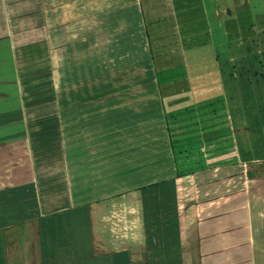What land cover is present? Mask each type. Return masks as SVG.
<instances>
[{
    "label": "crops",
    "instance_id": "0c3cea01",
    "mask_svg": "<svg viewBox=\"0 0 264 264\" xmlns=\"http://www.w3.org/2000/svg\"><path fill=\"white\" fill-rule=\"evenodd\" d=\"M152 1L0 0V264H264L263 137L217 83L247 49L214 45L213 87L205 62L179 86ZM224 4V21L247 17ZM205 5V31L225 34Z\"/></svg>",
    "mask_w": 264,
    "mask_h": 264
},
{
    "label": "rangeland",
    "instance_id": "374dc122",
    "mask_svg": "<svg viewBox=\"0 0 264 264\" xmlns=\"http://www.w3.org/2000/svg\"><path fill=\"white\" fill-rule=\"evenodd\" d=\"M234 1L235 3L232 4ZM241 1L245 4L242 5ZM257 1L261 2L260 5L255 4ZM262 1L228 0V8L231 11H238L243 7L248 9L247 17L246 14H238L236 12L230 22L223 19L225 15L224 0H213V2H216V17L218 18V22H220L219 26L224 25L225 22L230 27L225 34H221V32L209 33L205 31L204 28L207 25L205 27L202 20H199L201 14L205 15L209 12L208 6L205 5V0L203 2L202 0H153L150 6L151 12L148 17L150 20L148 26L152 28V35L155 36L156 34L157 36L153 40V47L160 51V54H157L161 56L163 65L167 66L162 75L167 74L169 80L178 76L176 83L181 87H189L193 83L192 74L196 69L189 64L197 62H205L201 64L200 71L206 77L205 80L211 78L205 85L213 87L216 82L213 78L217 72L213 70L211 74L212 69H209L207 61H220L224 56L218 57V60H215L213 58L214 54L210 52V48L214 45H220L224 41L231 42L233 46H244L249 37L255 38V45L258 42V46L260 47H258L260 52L257 57L249 61L248 51L237 54L233 58V60L237 59L245 66L244 73H241V75L238 73L233 79H228L227 66L225 65L224 69L223 66L220 67V64L216 65L217 71L221 72L217 83L222 84L225 82V87L229 91H231L230 88H233V94L240 93L241 97L247 98L249 123L253 122L254 119L258 124L257 129L260 130L257 133L251 134V139L249 138V140H254L255 142V138L258 140L260 136L263 137V142L260 143L261 139H259V142L257 141L255 145L259 147L252 149V153L257 152V154L264 155V37L257 38L255 36V30L261 29L264 26ZM260 17L263 18V22L258 21ZM245 18H248V21H244ZM244 37L247 40L243 39ZM251 51L253 52L252 55L256 54L255 46ZM171 66L174 68H171ZM208 71H210L211 75L208 74ZM235 72H237V69ZM244 74L247 76L246 80L242 79ZM223 78H226L227 81H224ZM252 113H256V116H251ZM260 164L264 165L263 161ZM190 166L192 165H188V168Z\"/></svg>",
    "mask_w": 264,
    "mask_h": 264
},
{
    "label": "trees",
    "instance_id": "16d2710c",
    "mask_svg": "<svg viewBox=\"0 0 264 264\" xmlns=\"http://www.w3.org/2000/svg\"><path fill=\"white\" fill-rule=\"evenodd\" d=\"M243 39H245V40H247L245 37L243 38ZM255 38H253V37H249V40H247L246 42H245V44H244V46L246 47V49H247V52L249 51V61H252L255 57H256V54H254V55H252V51L251 50H253V48H254V46H255ZM74 226H73V231H74V239H79V234H80V232H79V230H80V228H79V222H78V220L75 218V221H74ZM79 241V240H78Z\"/></svg>",
    "mask_w": 264,
    "mask_h": 264
}]
</instances>
